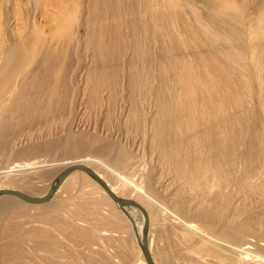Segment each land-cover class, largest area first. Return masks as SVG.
I'll list each match as a JSON object with an SVG mask.
<instances>
[{"label": "bare ground", "instance_id": "6f19581e", "mask_svg": "<svg viewBox=\"0 0 264 264\" xmlns=\"http://www.w3.org/2000/svg\"><path fill=\"white\" fill-rule=\"evenodd\" d=\"M37 1L0 0V156L30 155L0 172V190L37 193L38 182L83 164L145 209L154 264L153 234L174 233L190 252L183 264H198L201 251L221 264H264V0H66L50 25L37 21ZM42 124L47 132L30 131ZM57 124L64 133L51 137ZM61 144L58 165L37 159ZM81 179L128 214L135 264H147L144 214L136 221L80 170L31 204L56 203L51 229L24 234L56 251L53 229L74 230L58 219ZM11 200L0 197L1 216L15 212Z\"/></svg>", "mask_w": 264, "mask_h": 264}, {"label": "rangeland", "instance_id": "374dc122", "mask_svg": "<svg viewBox=\"0 0 264 264\" xmlns=\"http://www.w3.org/2000/svg\"><path fill=\"white\" fill-rule=\"evenodd\" d=\"M46 1H48V3L44 2L45 5L40 1L39 3L38 1L34 3V6H37L35 17L37 21L39 20V24L44 23V20L47 21V24H54L55 20L52 19L56 14L54 4H67L68 1ZM45 6H48L49 8L46 7L45 9ZM197 6L199 7V11L202 12L204 9L202 3L197 2ZM41 11H44L45 15L43 17L40 16L42 15L40 13ZM46 13L48 18H50L49 20H47ZM47 29L48 28L45 27V30ZM60 128L59 125L54 127L50 126L49 133L50 135L52 134L51 137H55L60 132L64 133L62 128ZM40 129L47 132L48 126L42 124L39 126L32 125L30 127L32 133L39 131ZM141 142L142 141L138 142V140H135L131 147L132 149L135 148L134 152H137L136 154L140 152L142 156L141 152L144 151L145 145H139ZM56 147L51 151L42 153L37 159L47 160L51 167L53 165H58L63 160L60 155L61 151L58 147L62 148L63 146L61 144ZM141 147H143V150ZM145 156L141 157L143 162L146 160L145 162L148 165L154 163V161L149 159L147 154H145ZM29 157L30 155L16 158L10 154L0 156V172L11 163L18 161L17 159L25 160ZM51 160H53V162ZM56 176L57 175L52 177L49 176L50 178L47 177L42 182H38V185H36L38 190H34L38 191L37 193L30 194V192H28L27 194L30 196L45 195L50 189ZM81 181L82 187L76 186L75 188L79 191L72 190L70 192V198L64 203V207L60 210V218L58 219V226L60 228L72 223L73 225L75 224L74 230L73 232L69 229L63 232L60 230L57 232L55 229H53L52 232L51 230L53 235L58 238L60 244L57 247V250L51 253L44 248L45 239L43 237L33 239L32 235L26 236L25 234L28 231L36 229H51L50 227H52V224L56 221L53 215L56 203L53 202L52 204L45 206H31V204H27L26 202L25 204L24 201H20V199L11 200L15 201V204H13L12 209L10 210L15 212L7 213L5 216H1L2 214H0V248L2 250L0 264H73L74 262H78L76 264H135L137 260V249L135 247L136 243L134 244L133 241L134 236L131 227L129 223L126 222V218H129L128 214L122 213L123 211L119 207L115 208L112 202L108 199H104L100 193L96 192V186L94 187L92 184L93 182L91 183L90 180L84 179H81ZM0 186H2L1 178ZM25 192H27V190ZM7 196L9 195H3L0 197ZM89 197L90 199H88ZM210 206V204L205 205V207ZM126 208L131 211V215L136 221H138L140 211L131 206H126ZM199 211V213H201L203 212V209H199ZM110 214H119L121 216L120 218L123 219V222H119V217L115 219V221H112L109 217ZM199 222L200 221L198 220V223ZM202 225L208 226L205 225L204 222H202ZM103 231L107 233L102 234ZM18 235L25 236L23 244L21 245V250L15 249L13 243H11ZM248 238L251 239V237ZM176 243L178 244V233L166 235L162 237V241L158 240L156 234H153L151 248L160 264H183L184 258L190 254V252L188 251L186 255L183 254L181 248L177 246ZM197 263L221 264V260L215 258L213 253L201 251Z\"/></svg>", "mask_w": 264, "mask_h": 264}, {"label": "water", "instance_id": "95a60500", "mask_svg": "<svg viewBox=\"0 0 264 264\" xmlns=\"http://www.w3.org/2000/svg\"><path fill=\"white\" fill-rule=\"evenodd\" d=\"M73 170H80L85 172L87 175H89L92 179H94L104 190L105 192L109 195V197L117 202L121 207L127 205V206H132L137 208L138 210H140L145 217V224L143 227V231H142V244H141V251L143 254V257L146 261L147 264H154L153 263V259L151 257V254L149 252V249L147 247V229H148V221H147V215L145 212V209L136 201L134 200H126V199H122L119 198L117 195H115L111 189L108 187V185L88 166H85L83 164H73L71 166H68L66 168H64L54 179L53 183L50 186V190L49 192L42 196V197H34V196H29L27 194L21 193V192H17L14 190H10V189H1L0 190V196L1 195H12L15 196L17 198H19L20 200L30 203V204H40V203H44L48 200H50L52 198V196L54 195L56 189L58 188L60 182L62 181V179L71 171ZM55 182H57L55 184Z\"/></svg>", "mask_w": 264, "mask_h": 264}]
</instances>
